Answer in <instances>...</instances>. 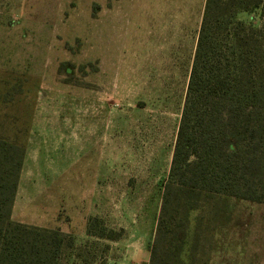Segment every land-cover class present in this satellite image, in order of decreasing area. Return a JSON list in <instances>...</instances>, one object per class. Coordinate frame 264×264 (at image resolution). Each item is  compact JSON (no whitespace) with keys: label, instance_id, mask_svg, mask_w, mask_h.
Instances as JSON below:
<instances>
[{"label":"rangeland","instance_id":"374dc122","mask_svg":"<svg viewBox=\"0 0 264 264\" xmlns=\"http://www.w3.org/2000/svg\"><path fill=\"white\" fill-rule=\"evenodd\" d=\"M204 2L0 0V137L29 153L16 211L41 219L64 181L59 223L79 233V203L114 237L67 240L62 264L149 253ZM218 201L207 264H264V202Z\"/></svg>","mask_w":264,"mask_h":264},{"label":"trees","instance_id":"16d2710c","mask_svg":"<svg viewBox=\"0 0 264 264\" xmlns=\"http://www.w3.org/2000/svg\"><path fill=\"white\" fill-rule=\"evenodd\" d=\"M24 156L0 137V264H62L71 236L11 218ZM222 196L264 202V0L204 2L148 264H207Z\"/></svg>","mask_w":264,"mask_h":264},{"label":"crops","instance_id":"0c3cea01","mask_svg":"<svg viewBox=\"0 0 264 264\" xmlns=\"http://www.w3.org/2000/svg\"><path fill=\"white\" fill-rule=\"evenodd\" d=\"M28 146L24 147L25 149V156H24V161L22 164V168H21V172L23 170V167L25 166V160L27 158L28 153ZM20 172V177H19V181H18V186L21 183V180L23 179V174ZM45 174L49 175V176H59V178H63L65 175L64 170L56 172V171H48ZM84 172H81L80 174H78V178L80 175L83 176ZM90 179V177H89ZM93 186L95 187V182H92ZM17 186V188H18ZM65 184L64 181L62 182V186L58 185L56 186V190H48L46 191L44 194H42L40 196V198L37 199V206H36V211H37V215L41 218H36L33 220H24L21 216H19V214L16 211V208L18 206V189L16 190V195L14 198V202L12 205V211H11V218L14 221L17 222H21V223H25L28 225H34V226H39V227H43V228H47V229H58L61 233L65 234V235H69L72 238H74V240L79 241L82 239H85L86 237H93V235H89L86 231V226L88 223V219L90 217H95L94 214H96V212H93L89 207H87V210H85L82 206H79L80 204H78V206H76V208H78L77 210L74 211V214L77 218H79L81 220L82 223V229L81 231L78 233L76 232L72 226L69 225H63L61 223H59L60 221L58 220V204H59V200L61 199L60 197L63 196L64 192H65ZM74 187V186H73ZM90 188V187H89ZM51 192L54 193H59V195H53L50 194ZM91 192V189H89L87 191V193ZM61 194V195H60ZM41 201H44L43 204L40 205ZM32 208H33V204H32ZM60 209V208H59ZM95 210V209H94ZM97 237V236H95ZM108 239V238H107ZM149 251V250H148ZM142 253V252H140ZM149 261V253L146 254V258L144 256V254H141V258H135L132 262H126L125 257H118L117 259H111L110 256L107 258L106 262L104 264H148Z\"/></svg>","mask_w":264,"mask_h":264}]
</instances>
